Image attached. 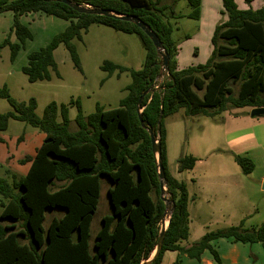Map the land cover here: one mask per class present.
I'll return each instance as SVG.
<instances>
[{"label":"trees","instance_id":"trees-1","mask_svg":"<svg viewBox=\"0 0 264 264\" xmlns=\"http://www.w3.org/2000/svg\"><path fill=\"white\" fill-rule=\"evenodd\" d=\"M71 1L134 15L145 22L169 56L167 69L162 70L161 55L150 37L132 21L78 12L62 0H0V13L10 11L13 15L10 30L0 44V48L9 47L10 61L32 38L28 26L20 21L22 15L41 12L68 21L49 42L28 53L21 71L29 82L59 76L53 57L59 44H63L73 66L80 71L73 39L81 40L93 23L136 34L145 50L139 69L109 60L102 62L100 68L108 76L116 71L128 72L131 80L124 87L126 94L118 106L104 109L96 103L95 110L87 115L82 113L76 98L74 131L68 128V108L64 103L48 102L39 116L33 97L16 100L6 85L0 86V98L12 108L0 113V132L7 128L9 119H16L44 133L34 154L22 160L29 162L24 175H12L11 182L0 177V264H161L166 251L177 252L172 264H181L182 258L199 260L205 250L220 264L213 244L219 238L264 244V220L250 227L241 220L235 225L207 229L197 240L186 244L190 197L186 183L169 170L163 121L180 108L185 116L213 118L229 107H264V5L241 9L235 0H221V12L227 16L214 27L210 55L202 64L179 68L172 26L161 17L168 6L162 0ZM186 3V16L199 19L201 0ZM11 34L16 41H11ZM143 93L141 123L136 103ZM148 129L155 132L160 143L165 175L163 195ZM233 158L243 174L253 170L250 158L238 154H233ZM196 160L191 153L180 155L177 171L191 170ZM105 179L109 212L101 216L89 244L90 224L101 181ZM48 209H56L57 214L44 227ZM169 210L161 248L151 258L161 218Z\"/></svg>","mask_w":264,"mask_h":264},{"label":"rangeland","instance_id":"rangeland-1","mask_svg":"<svg viewBox=\"0 0 264 264\" xmlns=\"http://www.w3.org/2000/svg\"><path fill=\"white\" fill-rule=\"evenodd\" d=\"M203 2L199 19H191L186 16L189 11L186 0H162V3L168 6L162 10L161 17L172 26L171 37L177 44L176 61L179 68L206 61L212 48L210 38L214 27L218 22L226 19V13L221 12L223 8L220 0L218 2L203 0ZM260 2L261 0L249 2L235 0L238 6L244 8L249 6L258 8L263 5H259ZM12 16L10 11L0 13V44L10 30ZM20 21L28 26L32 38L26 40L24 47L18 50L13 61L9 59V47L5 45L0 48V86L6 85L10 95L16 100L26 101L33 97L36 101L35 113L39 116L42 115L44 106L48 102L64 103L68 108V128L71 131L77 128L75 123L77 107L74 102L76 98L79 100L82 113L87 115L95 110L96 103L104 109L118 106L119 101L126 94L124 87L131 80L128 72L116 71L108 76L107 72L100 68L104 60L132 69H139L144 60L145 50L136 34L93 23L82 34L81 40L73 39L80 61V71L73 66L63 44H59L53 52L59 76L52 75L49 80L29 82L21 71V67L27 63L28 53L44 46L67 26L68 21L41 12L22 15ZM10 39L16 41L14 34H11ZM250 109V107H229L212 118L204 115L185 116L183 109L180 108L167 115L163 121L169 168L174 170L180 155L191 153L198 158L195 170H183L177 173V178L187 181L190 189L194 188L197 191L196 183L190 181V178L197 180L204 176V182L201 184L204 187L203 184L208 183L205 182L206 178L214 180L227 177L231 189L222 191L213 189L206 195L214 202L238 196L240 203L232 204V207L235 206L236 210L240 208L252 210L254 216L251 217L250 226H256L259 225V218L264 217V190L260 189L264 180L262 179L264 177V114L251 118ZM11 110L8 102L0 98V113ZM0 137L2 138L0 177L11 182L12 175L19 178L25 174L29 162L22 160L34 154L44 133L23 121L9 119L7 128L0 132ZM233 154L250 158L254 164L253 170L243 174ZM105 183L106 179L101 181L97 208L90 224L89 244L100 225L101 216L109 212ZM206 191L205 189L202 193L197 191L194 201L197 203L203 201ZM219 197L221 199H218ZM0 200H3L1 196ZM214 202L210 201L203 205L211 206ZM56 211V209L45 211L44 227L47 226L52 215L56 216ZM210 228L208 230H215L213 228L216 227L213 225Z\"/></svg>","mask_w":264,"mask_h":264},{"label":"crops","instance_id":"crops-1","mask_svg":"<svg viewBox=\"0 0 264 264\" xmlns=\"http://www.w3.org/2000/svg\"><path fill=\"white\" fill-rule=\"evenodd\" d=\"M203 3H204L203 0H201V9H202ZM261 4L264 5V2H262V0L259 5ZM237 7L241 9H245L244 6L240 7L237 5ZM197 162H198V158L195 162V165L193 166L191 170H195L197 166ZM169 170L171 174L177 178V173H179L177 171V166L174 168L173 171L170 168ZM190 179H191L190 181L196 183L197 191L199 193L204 192V189L207 191L205 193L203 201H201L200 203H197L194 201L195 198L197 197V191L194 188L190 189L188 182L185 181L187 185V189H188V194L190 197V200L188 203L190 235H189L188 240L186 241V244H190L193 241L197 240L200 236L203 235V233L207 229H211L210 226H213V225L216 227L213 229H217V228H221V227H225L229 225H235V224H238L241 220H244V225L247 227H250V225L252 224V222L250 221L251 217L254 216V213L252 212V210H249V209L245 210V208H240L236 210L235 206H233L234 209L232 207V204L235 205L237 203H240V199L238 196L237 197L232 196L228 200H221L219 202L218 201L214 202L212 198H208V196L206 195L207 193L210 192V190H213V189H216L219 191L231 189L232 186L229 183L230 180L227 177L225 178L220 177L214 180L212 178L211 180H208L206 178L205 182H208V183H204L203 184L204 187L201 186L202 182H204L203 181L204 176L197 180H192V178ZM262 179H264V177H262ZM263 183H264V180H262V184ZM260 189L262 190V186L260 187ZM218 199H221V198L219 197ZM210 201L214 202V204L211 206L203 205L204 203L207 204ZM217 203H220V204L217 206L215 205ZM220 207H225L226 209H221ZM262 207H263V203H262ZM263 218H259L260 222L258 224H260L264 220ZM213 244L219 253L220 264H264V244H261V243L246 244V243H240V242H231L224 238H219L215 240ZM176 257H177V252L166 251L163 255L161 264H172ZM181 264H216V262L211 256V254L207 250H205L201 254V257L199 260L190 259V258H182Z\"/></svg>","mask_w":264,"mask_h":264},{"label":"water","instance_id":"water-1","mask_svg":"<svg viewBox=\"0 0 264 264\" xmlns=\"http://www.w3.org/2000/svg\"><path fill=\"white\" fill-rule=\"evenodd\" d=\"M64 3L67 5L71 6L73 9H75L78 12H85V13H93V14H98V15H105L117 19H122V20H127V21H132L135 23L141 30L152 40L154 46L158 50L159 54L161 55V65H162V70L167 69V64H168V59L169 56L168 54L162 49L161 42L159 38L157 37L156 33L142 20L139 18L135 17L134 15L130 14H120L115 11H111L108 9H100V8H90L89 6H82L80 4L74 3L71 0H62ZM145 93L140 95V97L137 100L136 103V110L138 112V117L140 119V122L142 123L141 120V101L143 99ZM264 114V107H253L249 111V116L251 118L259 117ZM160 114L158 116L157 123L160 121ZM148 133L150 136V142H151V150L154 156V162L156 165V170H157V176L159 178V187H160V192L161 195L164 194L165 192V175L163 171V167L161 164V158H160V143L158 138L155 136V132L152 129H148ZM262 189H264V183L262 184ZM169 211H165L163 213V216L161 218L160 224H159V235H158V240L157 244L155 246V249L152 252L151 258H154L156 254L158 253L159 249L161 248L162 245V240L164 236V231L166 229L165 221L168 220ZM167 219V220H166Z\"/></svg>","mask_w":264,"mask_h":264},{"label":"clouds","instance_id":"clouds-1","mask_svg":"<svg viewBox=\"0 0 264 264\" xmlns=\"http://www.w3.org/2000/svg\"><path fill=\"white\" fill-rule=\"evenodd\" d=\"M168 221V220H167ZM165 225H167V222H166V224Z\"/></svg>","mask_w":264,"mask_h":264},{"label":"built area","instance_id":"built-area-1","mask_svg":"<svg viewBox=\"0 0 264 264\" xmlns=\"http://www.w3.org/2000/svg\"><path fill=\"white\" fill-rule=\"evenodd\" d=\"M167 221H165V224H166Z\"/></svg>","mask_w":264,"mask_h":264}]
</instances>
